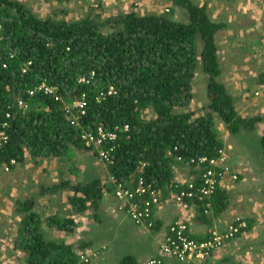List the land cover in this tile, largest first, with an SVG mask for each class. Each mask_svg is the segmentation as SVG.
I'll list each match as a JSON object with an SVG mask.
<instances>
[{"label": "trees", "instance_id": "16d2710c", "mask_svg": "<svg viewBox=\"0 0 264 264\" xmlns=\"http://www.w3.org/2000/svg\"><path fill=\"white\" fill-rule=\"evenodd\" d=\"M170 1L186 9L185 21L153 10L109 16L89 12L73 20L57 19L38 15L23 1L0 0V131L9 136L0 147V163L11 169L25 160L26 151L41 159L65 156L73 147L87 149L83 132H96L102 126L116 133L105 145L113 147V162L108 165L111 176L126 182L142 175L161 189L164 204L172 193L186 187L175 186L177 157H217L224 148L215 114L235 138L244 142V137L255 134L262 116L240 114L234 95L220 78L217 38L229 25L215 20L207 4ZM199 73L205 74L209 103L203 108L208 111L197 116L189 106ZM42 84L55 92L39 90ZM82 98L86 113L73 124L65 105ZM20 99L28 103L26 109L19 105ZM261 143L264 156V137ZM93 153L97 156V151ZM243 178L238 173L237 186ZM194 183L197 189L202 182L197 177ZM250 185H243L241 192ZM66 190L71 192L68 202L74 211L91 209L99 223L104 221L105 185L100 177L85 182L63 179L41 186L40 194ZM193 202L195 217L209 222L202 206L205 201L195 197ZM231 202L230 191L217 188L211 214L218 216ZM33 203L28 200L17 205V213L23 216L14 247L23 264H85L80 255L88 257L92 240L48 238L43 226L46 221L58 231L75 233L78 223L74 218L52 215L45 220ZM155 210L149 220L153 235L160 230ZM252 226L253 220L248 219L241 230ZM208 237L209 233L198 239ZM150 258L166 260L162 254ZM230 259L222 261L235 264ZM118 264L141 263L137 255L128 253Z\"/></svg>", "mask_w": 264, "mask_h": 264}, {"label": "rangeland", "instance_id": "374dc122", "mask_svg": "<svg viewBox=\"0 0 264 264\" xmlns=\"http://www.w3.org/2000/svg\"><path fill=\"white\" fill-rule=\"evenodd\" d=\"M20 1H23L33 11L34 9H36L35 12L42 17H55L57 19L67 20L82 18L89 12H93L95 14L101 13L103 15L109 16L121 11V9L117 6L115 7V9H113L112 7L105 10V7L107 6L106 0ZM126 1L127 0H115V3L119 2L121 4H125ZM249 1L250 0H240L239 2H235L234 9L238 11L247 9V5H243L244 3H249ZM127 2L129 5L127 10H136L140 12L153 10V12L164 13L171 16L173 19L180 21H185L188 18L186 9L182 6L174 5V3L170 0H128ZM97 3L99 4L97 5ZM124 10L125 9H123V11ZM263 72L264 71L262 70L261 73ZM194 84L195 95L189 108L197 112L198 114L196 113V115L198 116L199 114L208 111H206V109H203L209 103V99L207 98V83L205 81V74H198L195 78ZM262 98L263 97H259V99L255 101L257 104L262 102L256 108H250L249 110L245 109L250 100L249 98V100L246 102V105L242 104L239 106L238 111L242 112L245 116H262V121L257 124V130L255 131V134L244 137V142L231 135L226 124L219 118L217 114L215 115L217 117V126L224 143V148L226 150V153L230 157L231 162H242L248 166L251 165L250 167L252 171L248 170L249 177L246 180L251 185L247 188V191L244 192V194L249 195V197L252 199L254 198V200H251L248 208H256L257 210L261 211L263 213L261 222L264 223V156L261 154V152L263 151L261 137H264V100H262ZM69 105L71 113L76 114V111L73 110L72 104ZM247 112L248 114H246ZM93 151V149L73 147L69 151L67 157H64L61 160L59 159V162L56 163L55 171H50V169H48L46 166L40 165L38 161H35L37 165L28 164L26 165L30 166L28 167V169L24 168L21 171H16L13 176L14 183L20 186L21 183L26 180V178L32 181L31 176L24 175L25 173H31V175H36L37 177H39V185L42 186H52L60 183L63 179H69L72 182H85L91 180L94 176H98L103 180L105 185L104 191L109 198L112 194L114 184L112 183V178L110 180L111 174L109 173L108 165L101 161L97 156H94L95 154L93 153ZM27 154L30 153L27 152ZM109 188L111 189L109 190ZM70 194L71 192L66 190L49 195L51 197L49 199L47 198L48 196L36 197L35 202L33 203L34 209L42 214L43 219H49L52 215H60L62 217L71 216L78 223L76 232L69 233L61 230L58 231L57 229H55L56 227L49 226L45 221L43 226L46 229L45 232L48 238H59L69 242H77L82 239L92 240L93 245L87 253L88 261H91V263L93 264H118L124 254L135 253L140 255L139 253L144 251V249H142L145 247L142 244L143 242L135 240L136 235H134V231L138 229V226H136L131 220L122 221L121 219L116 218L112 213L111 206L113 205V202L111 203L110 199L109 202H107L106 199L108 198L105 197V200L103 201L104 221L99 223L93 217L91 209L85 211L84 213L74 211L72 205L68 202V196ZM2 206H4V204H2ZM15 209L17 211V208ZM22 216H20L21 219ZM237 217L244 218L242 215H237L235 218ZM235 218L230 222L236 220ZM21 219H15V223L14 221L9 222V224H11L9 229L5 228V221H2L3 225L2 227H0V264L24 263V261H22V258H18V251H16L17 249H15L14 247V240L17 236L18 229L21 227ZM16 220H19V225L18 221ZM17 226L18 228L16 233L14 229L13 233L10 232L11 228ZM262 228H264V225ZM126 231L127 233H132L131 235L133 238H131L130 236L126 237ZM160 237L161 236L156 235V241H159ZM130 240L133 241L134 244L130 245V243L128 242ZM104 246L106 247L104 248ZM252 246L257 248V252L262 249L264 250V236L259 244H252ZM219 252L220 250L217 249L212 253L214 255H217V253ZM255 252L256 251H251L249 257L247 256L248 259L245 257V255L238 257V264H246L248 263V261L249 264H262V261L259 260H264V258H262V256H264L263 253L260 254L256 263L252 261L256 259L255 257H253V255H255ZM154 253H156V251L149 252V254L151 255H153ZM157 254L159 255V253ZM223 256L224 255H221V258ZM148 259H150V257H143L141 259V263L145 264ZM242 259H245V263L241 262ZM205 260H203V262Z\"/></svg>", "mask_w": 264, "mask_h": 264}, {"label": "crops", "instance_id": "0c3cea01", "mask_svg": "<svg viewBox=\"0 0 264 264\" xmlns=\"http://www.w3.org/2000/svg\"><path fill=\"white\" fill-rule=\"evenodd\" d=\"M106 1L107 6L105 7V10L112 7L115 9L117 6L121 9V11H123V9H125L124 11H128V0L125 4H121L119 2L115 3V0ZM192 1L198 5L207 4L209 13L214 19L226 22L229 25V27L223 30L217 38L219 55L222 64L220 78L226 85L227 89L234 95L237 110H239L240 105H246V102L249 99L250 100L245 109L249 110L250 108H256L262 102L257 104L255 101L259 99V97H263L262 100H264V80L261 81L262 78L264 79V72L261 73L262 70L264 71V0H250L249 3L252 4L244 3L243 6L247 5V9H243L241 11L234 9L235 2H239L240 0ZM35 10L36 9H34V11ZM256 92L259 94H256ZM246 114H248V112ZM242 115L245 116L243 113ZM27 152L28 151L25 153V160L22 163H16L10 171H5L0 167V227L3 225L2 221H5V228L9 229L11 226L9 222L14 221L15 223V219H21L20 216L22 215L18 214L15 209L17 208L16 206L18 203H23L28 200H34L35 202V199L38 196H48L47 198L49 199L51 198L49 195H52L40 194L42 186L39 185L40 179L36 175H31V173H25L24 175H30L32 181L26 178L20 186L16 185L13 180V176L16 171H21L24 168L28 169L30 166L26 165L36 164L35 161H38L40 165L46 166L50 169V171H55L56 163L59 162V159L61 160L69 154L68 152V154L62 157L49 156L38 159L33 157L31 154H27ZM234 164L240 165L241 163L235 162ZM250 166L246 168V171H252ZM174 173L175 181L181 183L197 179L199 174L195 168L186 162H179L175 167ZM111 178L112 176L110 175V180ZM234 184L236 183L232 184L229 181L222 184L224 190L230 191L232 202L228 209L218 216L209 214V222H202L200 219L195 217L197 216V207L195 204L194 207L189 210H182L173 203L172 199L168 197L162 207H158L155 210L156 225L160 226V230L157 231V235H162L174 220L183 216L187 221H190L192 225V235L197 238H205L211 228L224 231L228 227V224L231 223L230 221H232L237 215H242L247 221L248 219L253 220L252 228L245 230L236 238L230 239L228 247L220 250L217 255H211L200 264H228V261H222L223 259H226L227 256L232 257L229 262L238 264V257L245 255L248 259L251 251H256V256L252 254L253 257L256 258L252 261L256 263L260 254H264L263 249L257 252V248L252 246V244H259L263 239L264 228L262 227L264 223L261 222L263 213L256 208H248L251 200H254V198L252 199L249 195L241 192L242 186L249 185L250 183L246 181L239 183L238 186ZM105 197L108 198V196L105 195L104 200ZM109 199L110 198L106 199V201L109 202ZM2 204H4V206H2ZM115 217L121 219L122 221L130 220L124 214H119ZM19 220H16L18 221V225ZM17 228L18 226L11 228L10 232L13 233L14 229L16 233ZM137 228L138 229L134 231V235H136L135 240L142 241V244L145 247L142 248L144 251L140 252V255L135 253L133 254L139 256L138 258L141 263V259L143 257L147 256L149 258L159 253V241H156V233H154V236L151 232L152 230L143 227ZM131 234L132 233L126 232L125 236L133 238ZM128 242L130 245L134 244L131 240ZM144 242H147L150 247V251L147 249ZM151 249L156 251V253L153 255L149 254V252H152ZM221 255L224 256L221 258ZM262 258H264V256H262ZM242 260L241 262L245 263V259ZM259 261H262V264H264V260L260 259ZM246 264H249V261Z\"/></svg>", "mask_w": 264, "mask_h": 264}, {"label": "built area", "instance_id": "2783aa9c", "mask_svg": "<svg viewBox=\"0 0 264 264\" xmlns=\"http://www.w3.org/2000/svg\"><path fill=\"white\" fill-rule=\"evenodd\" d=\"M98 5V3H97ZM25 71V69H24ZM45 90L47 93L55 92V88L49 87L46 84L39 86V90ZM33 94L34 91H29ZM256 94H259L256 92ZM19 105L26 109L28 103L20 99ZM73 110L76 114L71 113L70 105H65L66 115L71 119L73 124L78 123L79 119L86 113V101L84 98L75 100L72 104ZM7 118L10 113H7ZM8 122L4 123V126ZM128 128V127H126ZM8 134L0 131V147L8 141ZM116 138V133L107 131L102 126L96 132H83V144L97 151V157L109 165L112 163L111 150L113 147L105 148L110 140ZM178 162H186L199 171L198 177L201 179L200 186L195 189L194 180L185 182H176L175 186L186 185L184 189L176 191L171 194L170 199L173 203L182 210H189L194 207L193 199L197 197L203 203L204 212L209 214L212 212V197L217 188L223 189L222 184L226 181L230 183H237L238 173L244 175L241 180L246 181L249 172L246 171L248 165L242 163L235 165L231 163V159L226 153L225 148L220 150L219 156L207 157L199 156L186 160L184 157H177ZM14 164L15 160L12 161ZM0 167L5 171H10V167L6 164L0 163ZM126 182H118L112 177L114 184L112 194L110 195L111 203L113 202L112 213L116 216L119 214L126 215L136 226L151 229L153 225L150 217L155 208L161 207L162 191L148 182L142 175H137ZM244 181V182H245ZM236 185V184H234ZM106 195V192H105ZM153 207V210L151 209ZM233 222L228 224L224 231L218 229H210L208 239H198L192 235V225L183 216L174 220L170 226L165 230L159 239V254L166 257L163 261L160 258H150L145 264H200L207 259L215 250H221L226 247L227 242L236 237L241 229L246 226L241 217L235 218ZM81 262L87 263V254L81 253ZM170 261V262H168Z\"/></svg>", "mask_w": 264, "mask_h": 264}, {"label": "clouds", "instance_id": "9594fccd", "mask_svg": "<svg viewBox=\"0 0 264 264\" xmlns=\"http://www.w3.org/2000/svg\"><path fill=\"white\" fill-rule=\"evenodd\" d=\"M199 74H200V73H199ZM73 102H74V101H73ZM73 102H72L71 104H73ZM68 105H69V104H68ZM178 163H179V162H178ZM231 163H232V162H231ZM233 164H234V163H233ZM248 177H249V175H248ZM245 182H246V181H245ZM169 198H170V197H169ZM202 206H203V205H202ZM203 209H204V207H203ZM212 209H213V207H212ZM204 213H205V212H204ZM211 213H212V212H211ZM211 213H209V214H211ZM205 214H206V213H205ZM209 214H206V215L209 217ZM242 221L245 222V223H246V226H247L248 221H246V218H242ZM246 226H245V227H246ZM211 229H213V228H211ZM225 230H226V229H225ZM244 231H245V230H241L240 233H239V235H240L241 233H243ZM208 233H209V231H208ZM236 237H237V236H236ZM236 237H235V238H236ZM232 239H234V238H232ZM228 243H229V241L227 242L226 247H228ZM226 247H225V248H226ZM223 249H224V248H223ZM209 257H210V256H209ZM209 257H208V258H209Z\"/></svg>", "mask_w": 264, "mask_h": 264}]
</instances>
